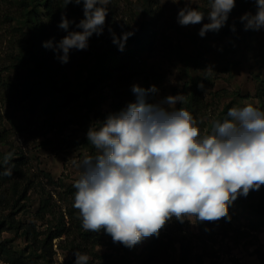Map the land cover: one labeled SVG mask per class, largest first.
Returning <instances> with one entry per match:
<instances>
[{"label": "rangeland", "instance_id": "obj_1", "mask_svg": "<svg viewBox=\"0 0 264 264\" xmlns=\"http://www.w3.org/2000/svg\"><path fill=\"white\" fill-rule=\"evenodd\" d=\"M185 6L183 0H111L103 33L93 34L86 50L71 49L68 63H61L56 52L51 79L79 91L85 82L93 80L86 69L93 61L92 44L100 45L99 51L114 46V36L123 40L141 25L154 34L151 47L135 57L137 73L131 83L98 84L87 98L91 103L88 115L63 125L58 135L72 143L66 146L55 140L58 128L53 121H46L41 111L25 110L11 97L8 84L19 87L25 72L15 62L18 42L28 33L17 22L20 8L16 2L0 0V160L5 155L11 161L2 163L17 165L10 180L26 188L16 218L30 222L38 239L48 236L50 230H61L60 236L52 238L49 264H75L72 258L77 251L90 256L89 264H264V186L250 190L246 197L238 196L228 207V217L203 222H180L173 217L158 235L142 238L131 248L114 242L103 229L84 234L79 210L73 207V184L79 174L74 161L94 151L83 139L104 116L118 114L136 102L134 85L143 89L156 86L158 91L146 96L147 104H162L167 96L182 95V103L177 102L175 108L183 107L198 122L202 120V133L211 132L209 127L226 107L252 104L264 110V96L257 91L259 79L264 83V27L246 29V21L240 19L245 13L255 15L254 0L235 4L225 25L203 37L200 29L210 22L208 0H192L190 5L205 12L199 24L178 23V12ZM79 11L72 13L67 5L52 16L42 11L40 25L49 34L57 33L61 40L68 34L59 27L62 15L78 24L84 19L83 7ZM231 20L239 21L241 28L231 27ZM228 27L236 30L234 38L226 31ZM125 50L118 47L112 52L120 56ZM6 212L0 210V218ZM1 237L24 255L31 252L20 231L3 230ZM0 264L8 263L0 260Z\"/></svg>", "mask_w": 264, "mask_h": 264}, {"label": "clouds", "instance_id": "obj_2", "mask_svg": "<svg viewBox=\"0 0 264 264\" xmlns=\"http://www.w3.org/2000/svg\"><path fill=\"white\" fill-rule=\"evenodd\" d=\"M183 2L178 23H202L205 12L190 7L192 0ZM254 2L255 15L245 13L240 19L246 21V29L259 30L264 27V0ZM64 3H83L84 19L76 25L81 31H70L54 46L51 41L43 46L68 63L71 49L86 50L89 38L103 33L111 0ZM235 4L236 0H208L210 22L203 24L199 35L220 30ZM70 23L62 15L59 27L67 31ZM113 43L123 49L115 36ZM132 91L136 102L89 128L93 154L74 161L79 174L73 184V207L79 210L84 231L103 229L114 242L131 248L142 238L158 235L173 217L180 222L228 217V207L238 196L264 186V110L252 104L232 107L226 119L214 122L210 133H202V120L183 107L175 108L182 95L147 104L148 93L158 91L155 85L149 89L134 85ZM0 174L11 176L12 170ZM75 256V264H89L91 259L79 251Z\"/></svg>", "mask_w": 264, "mask_h": 264}, {"label": "trees", "instance_id": "obj_3", "mask_svg": "<svg viewBox=\"0 0 264 264\" xmlns=\"http://www.w3.org/2000/svg\"><path fill=\"white\" fill-rule=\"evenodd\" d=\"M14 1L20 8L17 22L25 28L28 35L19 40L18 51L15 56L16 65L25 71L21 76L20 86L8 84V88L13 100L25 110L41 111L46 116V121L49 123L53 121L58 128L56 135L62 134L60 131H62L64 124L79 122L82 116L88 115L87 111L91 110V103L87 98L98 84L118 82L129 85L132 77L137 73L135 57L140 56L145 47H151L154 42L152 30L141 25L137 31L128 36L126 41L120 40L123 43V48L126 49L120 56H115L112 52L113 48H120L119 44L105 46L100 51L98 49L100 45L92 44L91 55L93 61L86 69L93 76V80L85 82L79 91H74L69 89L64 82L58 83L54 81L55 79H51L49 72L54 68L53 57H55L56 51L53 48H45L43 45L51 41L54 46L60 41V37L55 32V34L47 33L40 25V13L43 11V13L50 16L54 15L55 12L57 13L65 7L64 0ZM244 2L245 0H236V4L239 3V5H243ZM67 6L72 13H79V8L83 7V3L79 5L69 3ZM230 24L231 27L236 25L239 29L241 28L239 21L231 20ZM76 25L71 22L67 31H81ZM227 29L226 31L234 38L236 30H229V27ZM253 33L251 32V34ZM91 40L93 41V39ZM128 42H131V48L127 46ZM258 84H260L257 90L258 95L262 97L264 96V83L260 82L259 79ZM82 110L85 112H82ZM227 112L226 107L218 120L223 121L226 119ZM63 114L66 116L64 117ZM106 119L104 116L100 124ZM213 124L209 127L211 131ZM60 137L61 135L55 137V140H59L60 145L63 143L66 146L72 144ZM85 141H88V139H83V142ZM6 159L7 163L11 161L9 157L1 156L0 173L8 168H11L13 172L17 168V165L2 163V160L5 162ZM25 191L26 188H20L16 182L10 180V176L0 174V210H7L5 214H1L3 217L0 218V260L8 264H37L40 260H44L46 261L45 264H49L51 254L48 253V250L51 251L52 238L60 236L61 230H50L48 236L38 239L30 222H21L16 218L15 214L23 207L20 201L25 197ZM3 230L20 231V234L24 236L25 241L29 244L31 252L24 255L21 250L14 249L1 237ZM88 233L84 232V234ZM38 250H41V254H36ZM147 255L150 256V253ZM72 260L75 263L76 256Z\"/></svg>", "mask_w": 264, "mask_h": 264}]
</instances>
